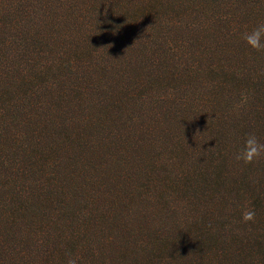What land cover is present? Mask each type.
<instances>
[{"label":"trees","instance_id":"trees-1","mask_svg":"<svg viewBox=\"0 0 264 264\" xmlns=\"http://www.w3.org/2000/svg\"><path fill=\"white\" fill-rule=\"evenodd\" d=\"M264 0H0V264H264ZM245 209L255 221L244 223Z\"/></svg>","mask_w":264,"mask_h":264},{"label":"clouds","instance_id":"clouds-1","mask_svg":"<svg viewBox=\"0 0 264 264\" xmlns=\"http://www.w3.org/2000/svg\"><path fill=\"white\" fill-rule=\"evenodd\" d=\"M243 40L247 47L254 52L264 51V22L257 24L250 31L243 33ZM264 156V143H261L255 134H250L244 141L243 146L236 153L235 159L244 165H251L257 159ZM242 221L244 223L255 221V211L245 209L242 213ZM66 264H78V257L69 258Z\"/></svg>","mask_w":264,"mask_h":264}]
</instances>
